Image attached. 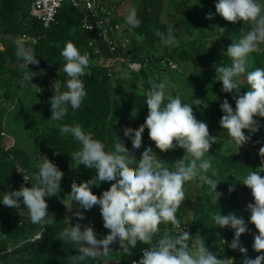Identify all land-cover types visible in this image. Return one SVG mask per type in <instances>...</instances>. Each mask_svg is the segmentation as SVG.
Returning <instances> with one entry per match:
<instances>
[{"label": "trees", "instance_id": "trees-1", "mask_svg": "<svg viewBox=\"0 0 264 264\" xmlns=\"http://www.w3.org/2000/svg\"><path fill=\"white\" fill-rule=\"evenodd\" d=\"M125 1L120 0L113 5L114 9L118 10ZM216 2L218 0H131V7L137 9L140 26L129 27L125 18L121 22L116 18V22L142 36L150 49L146 55L147 60H139L146 67L138 73L130 72L128 78L118 77L116 84H113L108 77V70L100 65L101 61L109 57L106 49L96 42L93 32L83 28V15L70 3L63 6L57 24L46 29L39 20L32 17L29 0H0V84L7 86L2 97L3 102H14V93H17L15 108L6 112L0 121V199L4 192L12 191L10 186L16 184L20 178L16 162L22 164L32 178L44 156H55L57 166L64 174L71 171L78 174L79 179L75 180L77 183L95 177L94 170L71 160L69 155L78 150L80 145L70 135H61L59 127L62 124H80L86 132L92 133L94 139L105 144L106 151L114 150L119 137L135 156L137 163L146 147H151L157 155L156 159L162 160L170 168L177 160L182 159L186 154L182 148L176 147L168 152L157 149L155 143L149 139L147 128L142 134V146L137 150L132 149L131 139L125 137L123 131L125 127L136 129L145 121L148 113L146 94L151 88L149 78L153 80L155 77L156 83H160L162 75L176 72L170 70L166 59L176 63L179 68L193 64L194 71L187 79L195 90V100L200 102L193 103L180 98L182 103L193 107V114L198 121L209 124V134L213 136L211 126H220L222 102L227 99L235 109V101L232 99L234 93L222 91V82L216 80L215 67L230 65V59L222 53L250 27V24L243 21L236 24L225 21L216 14ZM208 13L213 14L211 20L206 19ZM169 26L173 28L174 35L180 42L174 48L166 46L154 32L157 30L166 35ZM22 36L26 37V46L35 50L39 60L38 65H29V71L37 75L31 78L32 74L28 72V80H24L26 73L20 69L21 61L14 55L16 45L10 42L11 38ZM67 41L73 42L81 54L89 55L87 74L81 77L87 95L80 109L74 111L69 106L63 120L53 121L50 119L49 100L57 90L60 93L67 91L68 77L63 71L65 61L60 55ZM209 43L213 45L208 48ZM94 45L97 46L96 49ZM248 59L247 71L264 67V44H260ZM197 61L200 66L196 64ZM243 77L238 78L239 83ZM38 81L41 82L40 87H37ZM240 87L241 94L247 91L246 80L240 83ZM175 97L174 93L173 98ZM254 119L259 121L261 128L254 134L244 130L246 135H251V139L243 146L238 148L229 137L234 146L233 151H226L216 142L206 154L205 158L211 156L216 171L215 176H212L211 171L207 174L220 181L216 191L222 193V196L218 203L211 202L209 186L197 177L185 183V199L176 213L181 226L191 229V238L188 241L190 249L195 248L196 241L199 240L210 252L217 254V258L232 259L231 264H242L243 256L238 250L229 247L234 238V230L212 224L211 216L214 213L227 215L232 212L243 217L248 231L241 235L240 240L242 246L248 250V257L254 259L257 255L264 254L257 253L252 247L254 236L258 232L253 224L248 223L250 212L245 209L248 203L254 201L251 190L242 184L248 172L261 167L258 159L259 149L264 147V118ZM46 123L49 126L44 127ZM23 134L27 139L22 138ZM8 137L15 141V146L9 150L11 140ZM260 175L262 176V172ZM72 182L73 180L62 178L60 192L50 198L45 197L49 215L54 214L55 222L53 225H45L44 230L39 224L31 222L28 210L22 203L20 208H11V213L3 214L0 218V229H4L5 233L0 235V264H70L71 256L78 254V250L74 244L64 243L56 236L73 223V208L69 211L66 207L73 203L68 196ZM31 183H34L32 179ZM233 185L234 191L229 192ZM109 187L110 182H102L98 187L92 186V191L99 196ZM0 206H4L2 200ZM74 206L78 205L74 203L72 207ZM88 214L90 223L81 224H91L98 238L105 236L109 230L103 227L99 206L88 210ZM159 228L160 232L154 239L163 235L164 229H171L172 225L161 223ZM38 232H42L41 241H27ZM176 234L172 232L173 236ZM146 247L147 245L138 243L129 256L122 254L119 244L114 243L110 245L108 255L101 257L99 262L87 259L84 264H132L141 258L142 250Z\"/></svg>", "mask_w": 264, "mask_h": 264}, {"label": "clouds", "instance_id": "clouds-1", "mask_svg": "<svg viewBox=\"0 0 264 264\" xmlns=\"http://www.w3.org/2000/svg\"><path fill=\"white\" fill-rule=\"evenodd\" d=\"M215 10L225 21L250 24L239 40L233 41L222 53L230 59V65L215 67L216 80L222 82V91L234 93L232 99L235 101V109L227 99L222 102L220 127L226 130L239 148L261 126L254 117L264 118V67L247 71L249 55L257 51L260 44H264V4L258 0H218ZM212 18V13L206 15V19ZM125 23L131 28L140 26L135 7L128 9ZM154 32L166 46L178 43L171 26L166 35L157 30ZM137 39L143 37L137 36ZM14 43V55L21 61L20 69L26 73L24 80H28V65H38L39 60L35 50L27 47L23 38L16 39ZM60 55L65 61L63 71L68 77L67 91L60 93L57 90L49 100L50 119L53 121L63 120L69 106L74 111L80 109L87 95L81 77L87 74L89 55L81 54L71 41L65 43ZM30 73L31 78L37 75ZM241 76L245 77L248 85L243 94L238 79ZM148 82L151 88L146 94L148 113L145 121L136 129L125 127L124 136L131 139L133 150L140 149L142 134L147 128L149 139L161 152L179 147L185 150V156L170 168L162 160L156 159L157 155L151 147H146L137 163L135 156L119 137L116 136L114 150L106 151L105 144L94 139L92 133L86 132L80 124H62L59 127L61 135H70L80 145L78 150L69 155L71 160L95 171V177L87 181L77 183L73 180L68 194L73 203L66 207L71 211L74 203L78 205L74 215L82 221L85 211L99 206L103 227L109 231L98 238L91 224L77 222L74 226L64 228L56 238L76 246L78 254L71 256L70 264H84L87 259L99 262L101 257L108 255L110 245L114 243L119 244L122 254L129 256L138 243L147 245L139 261H133V264H228V260L232 259L217 258V254L210 252L203 242H198L197 247L190 249L188 241L191 236L181 228L176 216L185 199V183L197 177L209 186L213 204H217L222 196L216 191L220 181L212 178L216 175L212 158H205L217 137L210 136L207 123L196 119L192 106L182 103L179 96L166 97L165 82L156 83L151 78ZM244 130L250 134L246 135ZM259 155L264 159V147H260ZM134 164L136 166L132 167ZM37 168L38 171L31 178L34 181L31 187L22 184L18 190L4 192L0 200L4 206L14 209L20 208L22 203L34 224L53 225L55 217L54 214L49 215L45 197L50 198L60 192L64 173L46 156ZM209 171L212 176L207 174ZM261 172H264V165L248 172L242 180V184L251 190L254 201L248 203L245 210L250 212L248 223L253 224L258 232L252 245L257 253H264V177L260 175ZM23 179L30 182L28 176H23ZM102 182H110V187L98 196L93 193L92 186L98 187ZM234 187H230L229 192L234 191ZM62 203L65 205L63 200ZM211 221L214 226L234 230L229 247L242 254V264L264 262V254L250 258L248 250L242 246L240 237L248 231L243 217L232 212L227 215L219 212L211 216ZM161 223L171 224L172 228L164 229L163 235L154 239L160 232ZM172 232L177 234L173 236Z\"/></svg>", "mask_w": 264, "mask_h": 264}, {"label": "built area", "instance_id": "built-area-1", "mask_svg": "<svg viewBox=\"0 0 264 264\" xmlns=\"http://www.w3.org/2000/svg\"><path fill=\"white\" fill-rule=\"evenodd\" d=\"M31 2V15L35 19L39 20L44 28L50 29L57 24L58 16L66 3H70L71 6L78 10L83 15V28L88 32H93L96 36V42L100 43L109 57L101 61L100 65L108 70V77L113 84H116V80L120 75L121 70H127L129 72L138 73L146 64H142L139 60L146 61V56L135 58L128 46L121 42L119 34L121 32V25L116 22V18L112 16L111 10L105 5L103 0H29ZM21 38L26 39L25 36ZM96 49L97 46L94 45ZM166 63L170 70L179 71V66L169 59H166ZM29 69V65H28ZM9 138V137H8ZM9 149L15 146V141L12 138ZM56 165L58 164L56 157H47ZM259 163L264 165V159L261 157L258 159ZM17 173L19 174V180L16 184L10 186V190H18L21 185L31 187V178L29 171L20 163H15ZM23 176H28L30 182H26ZM264 177V172H262ZM62 178L68 180H78L77 173L65 172ZM41 229H45V225L39 224ZM181 228L191 235V229L188 226H181ZM42 239V232L31 236L27 241L31 243L39 242ZM138 262L139 260H135ZM133 264V263H132Z\"/></svg>", "mask_w": 264, "mask_h": 264}, {"label": "rangeland", "instance_id": "rangeland-1", "mask_svg": "<svg viewBox=\"0 0 264 264\" xmlns=\"http://www.w3.org/2000/svg\"><path fill=\"white\" fill-rule=\"evenodd\" d=\"M120 0H103V2L105 3V5L111 10L112 12V16L114 18H118V20H120V22L125 18V16L127 15L128 9L131 8V0H126L122 6L118 9L115 10L114 6L115 4H117ZM261 4H264V0L262 1H258ZM122 29L121 32L119 34V38L121 40V42H123L124 44H126L129 48V50L131 51V53L133 54V56L135 58H139L141 56H146L149 49H150V45L147 44V42L144 39H137V34H135L133 31L129 30L126 26L121 25ZM21 38V37H13L10 39V42L14 43L16 39ZM25 43L28 41L27 39H24ZM178 43L176 45H173L172 47H176L177 45L180 44L179 40L177 39ZM212 43L208 44V48L212 47ZM198 66H200V63H196ZM194 71V67L192 63H189L187 65H184L182 67L179 68V71L176 72H172L170 74H164L162 75V81L161 82H165L166 83V88H165V95L167 96H174V93L176 94V96L182 97L188 101H194L196 99V94H195V90L193 88V86L190 84V82L188 81L187 77ZM171 72V71H170ZM130 77V72L127 70H121L120 71V76L119 78H128ZM243 80H246L245 77H243L240 81V83L243 82ZM153 81L156 82V78L153 77ZM41 82L38 81V85L37 87H40ZM7 91V86L6 85H2L0 84V121L3 120L4 116L6 115V112L8 111H13V109L15 108V100L17 97V93H14V102H8L5 103L3 102V95L5 94V92ZM49 126V123H46L44 125V127ZM43 127V128H44ZM212 127V128H211ZM210 128L212 130V134L213 136L217 137L216 138V142L220 145L223 146V148L226 151H233L234 150V146L230 143L229 140V136L226 132V130L222 129L219 125H212ZM208 128H209V124H208ZM261 128V126H260ZM259 128V129H260ZM23 139H27L26 135L23 134L22 136ZM71 173H76L75 171H71ZM74 213L77 211L78 206H74L72 207ZM81 211H84L83 209H80ZM12 212V209L9 207H5V206H0V218L3 216V214H9ZM74 213L72 214V225L74 226L76 224V221L79 223H90L91 218L89 217L88 211L84 212L85 215V219L82 221H79L78 218L74 215ZM5 230L4 229H0V235H4ZM198 242L199 240L196 241V247L198 246ZM12 264H16V262H12ZM228 264H231V261L228 260Z\"/></svg>", "mask_w": 264, "mask_h": 264}, {"label": "crops", "instance_id": "crops-1", "mask_svg": "<svg viewBox=\"0 0 264 264\" xmlns=\"http://www.w3.org/2000/svg\"><path fill=\"white\" fill-rule=\"evenodd\" d=\"M231 261V260H230Z\"/></svg>", "mask_w": 264, "mask_h": 264}]
</instances>
